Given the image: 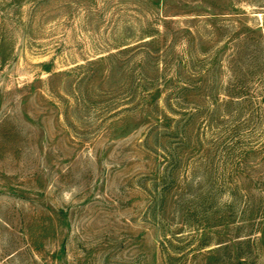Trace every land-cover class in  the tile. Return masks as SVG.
Listing matches in <instances>:
<instances>
[{
  "label": "rangeland",
  "instance_id": "374dc122",
  "mask_svg": "<svg viewBox=\"0 0 264 264\" xmlns=\"http://www.w3.org/2000/svg\"><path fill=\"white\" fill-rule=\"evenodd\" d=\"M0 264H264V0H0Z\"/></svg>",
  "mask_w": 264,
  "mask_h": 264
}]
</instances>
